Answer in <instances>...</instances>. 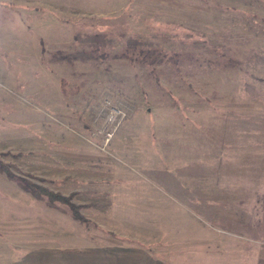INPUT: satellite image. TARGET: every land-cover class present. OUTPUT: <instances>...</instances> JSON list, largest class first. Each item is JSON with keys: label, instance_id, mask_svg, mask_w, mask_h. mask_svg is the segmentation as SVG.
Here are the masks:
<instances>
[{"label": "rangeland", "instance_id": "rangeland-1", "mask_svg": "<svg viewBox=\"0 0 264 264\" xmlns=\"http://www.w3.org/2000/svg\"><path fill=\"white\" fill-rule=\"evenodd\" d=\"M263 177L264 0H0V264H164Z\"/></svg>", "mask_w": 264, "mask_h": 264}, {"label": "crops", "instance_id": "crops-1", "mask_svg": "<svg viewBox=\"0 0 264 264\" xmlns=\"http://www.w3.org/2000/svg\"><path fill=\"white\" fill-rule=\"evenodd\" d=\"M243 187L248 197L243 196L240 208L230 205L234 195L230 192L232 198L225 202V210L214 213L218 185L199 181L194 185V206L209 211L194 212L183 222L179 219L178 224L185 226L165 231L162 251L167 264H264V200L259 205V200L253 199L264 197V184ZM250 194L255 197L250 199Z\"/></svg>", "mask_w": 264, "mask_h": 264}, {"label": "trees", "instance_id": "trees-1", "mask_svg": "<svg viewBox=\"0 0 264 264\" xmlns=\"http://www.w3.org/2000/svg\"><path fill=\"white\" fill-rule=\"evenodd\" d=\"M132 43H135L134 41H129V45L128 47L131 49H134L133 47H135V45H132ZM21 184L27 189L30 190L36 197H42L45 196L49 201L51 202H55V201H60V202H64L66 204H71L69 197H64L61 195H58L56 193H53L50 190H45V189H41L39 187H37L34 184L31 183H24L21 182ZM75 216L77 218L83 219V217L81 215H79L76 210H75Z\"/></svg>", "mask_w": 264, "mask_h": 264}]
</instances>
